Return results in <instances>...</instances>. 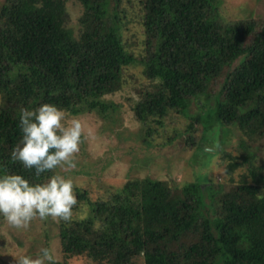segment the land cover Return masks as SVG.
Returning <instances> with one entry per match:
<instances>
[{
    "label": "trees",
    "instance_id": "1",
    "mask_svg": "<svg viewBox=\"0 0 264 264\" xmlns=\"http://www.w3.org/2000/svg\"><path fill=\"white\" fill-rule=\"evenodd\" d=\"M66 1L4 0L0 8V172L32 182L51 174L38 177L10 159L20 107L51 103L68 115L105 117L118 106L106 96L130 84L135 64L143 80L131 106L147 136L177 113L204 126L197 141L190 123L180 133L184 145L213 157L219 150L205 143L218 123L249 139L264 136V18L223 21L219 0H137L143 37L136 52L124 38L121 0H77V35L64 22ZM221 152L230 175L248 164L239 180L172 185L133 176L94 198L74 187L71 220H57L56 264H264V166L251 153Z\"/></svg>",
    "mask_w": 264,
    "mask_h": 264
},
{
    "label": "rangeland",
    "instance_id": "2",
    "mask_svg": "<svg viewBox=\"0 0 264 264\" xmlns=\"http://www.w3.org/2000/svg\"><path fill=\"white\" fill-rule=\"evenodd\" d=\"M3 2L4 0H0V8ZM66 7L65 25L77 35L81 31L80 18L83 7L77 0H67ZM117 10L120 22L125 27L124 38L134 44L132 48L137 52V46L141 44L143 37L137 0H121ZM218 11L221 19L226 22L264 18V0H219ZM141 69V64L129 67L126 74L130 78V84L106 96L108 102L118 106L109 109L105 117L97 112L79 115L66 113L67 120L76 119L81 122L82 143L75 157L77 167L70 170L57 168L56 172L70 176L75 187L87 189L89 195L94 198L133 176L164 178L172 185H181L199 177L206 180L205 182L216 183H227L230 178L239 180L240 175L248 170V164L238 167L230 175L226 171L227 160L221 159V151L230 152L236 157L251 153L250 161L255 165L264 166V136L249 139L242 136L234 125L218 123L216 129L211 126L205 149L213 152L219 150L214 157L203 154L204 150L197 151L196 146H185L180 138V133L184 132L190 123L193 125V137L197 141L204 136L202 121L192 117L179 116L177 113L174 118H168L166 124L159 127L158 131L147 136L144 125L135 118L131 106L136 89L143 80ZM2 103L3 96L0 94V104ZM193 112L194 110L191 114ZM177 133L178 138H174ZM242 140L245 141L244 146L240 143ZM215 142L218 144L217 148L215 145L210 146ZM205 158L207 165L198 163L197 160L203 162ZM43 247L51 248L56 261H61L57 220L51 217L45 220L36 218L27 228L15 229L0 217V264H15L17 255H35ZM69 264L91 263L84 258H72Z\"/></svg>",
    "mask_w": 264,
    "mask_h": 264
},
{
    "label": "clouds",
    "instance_id": "3",
    "mask_svg": "<svg viewBox=\"0 0 264 264\" xmlns=\"http://www.w3.org/2000/svg\"><path fill=\"white\" fill-rule=\"evenodd\" d=\"M20 140L10 159L36 176L51 173L40 182L19 173L0 172V217L15 229L27 228L36 218L68 222L77 204L74 181L54 171L77 167L76 154L82 143L79 120H67L65 109L51 103L19 109ZM15 264H56L54 252L43 247L35 255L20 254Z\"/></svg>",
    "mask_w": 264,
    "mask_h": 264
}]
</instances>
